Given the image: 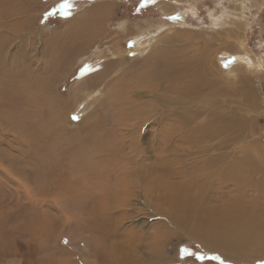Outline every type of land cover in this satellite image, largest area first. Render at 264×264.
<instances>
[{
  "label": "rangeland",
  "instance_id": "obj_1",
  "mask_svg": "<svg viewBox=\"0 0 264 264\" xmlns=\"http://www.w3.org/2000/svg\"><path fill=\"white\" fill-rule=\"evenodd\" d=\"M15 1L0 0V264H99L92 247L96 234L83 230L79 236L76 222L83 216L91 225L95 210H109L103 202L113 191L95 200L92 182L85 183L83 190L88 193L83 205L90 206L74 208L70 203L75 192L67 188L58 192L66 187L68 171L48 166L56 157L67 163L73 152L87 149L88 137H105V130L122 132L121 157L140 163L141 173L134 177L136 194L111 209L125 217L119 229L126 234L123 243L129 245L133 258L153 264L159 248L171 264H249L223 259L205 249L189 228L171 223L164 212L173 206L179 210L183 198L185 205L230 203L228 188L219 184L213 185L219 192L208 191L205 201L196 199L200 191L206 193L207 186L197 188L198 179L192 178L191 170H198L209 158L219 160L221 167H213L217 173H225L239 161L245 166L253 161L248 168L256 172V178L246 182L248 188L240 195L247 199L251 192L255 203L264 204V0ZM143 2L147 3L144 9ZM51 9L56 10L57 19L48 23L44 15ZM92 13L111 15L104 20L99 39L81 47L75 34ZM157 61H170L174 66L160 68L165 78L156 80L155 92L129 90L124 98H131L136 109L140 104L146 108L142 114L137 111L129 127L116 126L109 98L114 85L156 70ZM205 77L217 82L211 90L200 86L198 78ZM194 83L200 84L195 86L199 89L193 90ZM192 87L194 96L187 92ZM25 90L44 100L29 105L21 97ZM31 106L36 108L35 115H31ZM94 122L106 124L96 128ZM44 125L54 136L49 140L48 132H35ZM170 127L175 134L165 131ZM29 132H35L36 140H28ZM36 155L42 156V162L34 161ZM150 166L163 168L155 174L147 171ZM204 173L198 172L199 179ZM147 178L148 182L159 181L160 190L145 184ZM55 192L59 198L53 196ZM26 194H31L34 205ZM218 195L226 196L218 199ZM249 200L243 203H254ZM21 230L26 233L23 237ZM166 230L170 234L164 239L160 234ZM155 239L161 241L157 247ZM253 264H264V260Z\"/></svg>",
  "mask_w": 264,
  "mask_h": 264
},
{
  "label": "bare ground",
  "instance_id": "obj_2",
  "mask_svg": "<svg viewBox=\"0 0 264 264\" xmlns=\"http://www.w3.org/2000/svg\"><path fill=\"white\" fill-rule=\"evenodd\" d=\"M110 7H111V5L108 4L106 9H108V11H109ZM109 15H111V14L105 13V14H102L100 16H96L94 13H92V14L85 17V20H84L85 22L83 21L81 29L79 28L81 32L78 31L79 34H77V33L75 34V38L77 40H80L79 42H77L79 44V46H81V47L82 46L83 47L89 46L90 44L96 42L97 38L99 39L100 35L103 33L100 30L102 29V25L105 22L104 20ZM79 25H80V23H79ZM75 26L78 27L77 25H75ZM77 50L79 51V47ZM80 50H81V48H80ZM82 51H84V50H82ZM166 57H168V56H166ZM169 59H170V57H169ZM170 60H172V59H170ZM119 62H121V60ZM156 63H157V65L155 67L156 70H154V71L151 70L150 72L142 73L139 76L136 75L137 77H134V79H129V78L126 79L125 78V80L120 81V83H117L114 85V89L112 90V92L109 95V98L113 101V103H112L113 106L110 107L112 110L110 112H112L111 114H112V123L113 124H115L116 126H121V125L125 126L130 120L136 119L135 115H136L137 111H138V114L143 113L142 111H143V109L146 108L145 106L143 107L140 104L139 106H137V109H136V105L134 103L132 104L133 100L131 98H130V101H129V99L126 100L124 97L128 96L129 90H131L133 88L148 89V90L152 91L151 93L156 91V88H157L156 83H155L156 80L157 79L160 80V77H161V79L165 78L164 75L161 73L160 68L163 69L164 65H165L167 67V69H169L170 66L173 65V64H171L170 61H168L167 63L165 62V64L162 62H158V61L155 62V64ZM172 63H174V61H172ZM145 64H146V62H145ZM149 66H150V63H149ZM199 67H201V65ZM175 69H177V68H175ZM168 71L169 70H167V72ZM207 71L205 70L204 72L206 73ZM171 73H173V71ZM166 74L168 75V73H166ZM208 74H209V72H208ZM170 75H172V74H170ZM209 77H212V76L209 75ZM195 78H197V77H195ZM199 78H198V81L200 80L199 83H201V85L199 83H197V84L194 83L195 85H192V86L195 87L196 85H200V86H202V88H205V89L210 88L209 90H211V87L213 86L212 84L215 83V82H213L214 79L212 81H209L210 78H206V77L201 78V79H199ZM96 79L99 80V78H97V76H96L95 80ZM102 80L104 81V78H102ZM176 80H178V78ZM167 81H169V80H167ZM101 84H102V81H101ZM94 86H95V84H94ZM160 86L162 88V85H160ZM41 87H42V85L39 86L38 88H41ZM184 87H186V86H184ZM193 87L191 89L188 88L189 91H187V92L189 94H190V91L192 92L193 90H196V88L199 89V87H195V89H193ZM42 88H44V87H42ZM159 89H160V87H159ZM172 89H170V90H172ZM42 90L40 89V94H43ZM44 90H45V88H44ZM184 90H186V88ZM217 90H219V89H217ZM198 92H200V91L198 90ZM198 92H196V93H198ZM40 94H38V95L42 96ZM185 94H186V91H185ZM197 95H199V93ZM200 95H201V92H200ZM190 96H194V95L190 94ZM21 97H22V99H26L25 102H28L29 105L35 104L37 102L39 103L40 101L44 100V98H41L39 100V98L36 96V94L33 91L31 92L29 90H25L22 93ZM163 97H165V96H163ZM161 99H162V97H161ZM191 99H192V97H191ZM193 99H195V98H193ZM206 99H208V98H206ZM173 100H175V99H173ZM205 102H208V101H205ZM138 103H140V102H138ZM142 104H143V101H142ZM156 105H157V103H156ZM51 106H52V104H51ZM152 106H153V104H152ZM152 106L150 105V107H152ZM140 107H141V109H140ZM107 108H109V107H107ZM153 108H154V106H153ZM31 109L33 112L31 115H35L36 108L31 106ZM152 110H154V109H152ZM141 117H143V116L141 115ZM174 120H176V119H174ZM132 123L130 122V124H132ZM182 123L184 124V122H182ZM105 124H106V122H104L102 124L101 123L96 124L94 122V124H92V126H94L96 128H101ZM127 125L129 127V124H127ZM184 126H185V124H184ZM234 126H236V125H234ZM250 126H252V125H250ZM241 128H243V127H241ZM248 129L250 130V128H248ZM33 130L34 129H32V131ZM105 131H106L105 132L106 134L108 133V135H105V137H103V135H97L95 137V139L92 138L93 140H91L92 136L88 137L89 142L86 144L88 146L87 149H86V147H84L83 149L80 148L78 150V152H73L75 154L69 155L67 157V160H68L67 163L63 164V162H61V160H64V159L63 158L60 159V158L56 157L48 167H49V169L55 170V171L57 170V168H59L60 170H67L68 171L67 174H69V175H67V176H70V177H67L68 182L66 184V187L61 186L62 189L59 190L58 192H62L65 188L75 192V195H74L71 203L69 202V197L66 200V202L68 204L70 203V205L73 206L74 208L82 207V206H86V207L90 206L89 204H88L89 206H87V204L83 205L84 201H87L84 199H86L85 196H86V193H88L87 191L85 192L83 190V186L85 185V183L92 182L91 187L97 193V197L95 198V200L98 199V196H101L103 194H108L105 192H108L111 190L113 191V193H111V195L108 194L107 197L105 196V198H104L105 201L103 202L104 205H108L109 210H105V211H102L101 209H99V211L93 210L94 213L91 214L92 216H90V217L95 218V220H92V222H90L91 225H87V222L85 221L86 218L83 216L81 218H79L76 222L77 223L76 225H78V229H79V232H78L79 236L80 235L82 236L83 230L90 232L91 235L96 234V238H94L92 240L93 245L91 243L90 244L93 247V251L96 255L97 262L99 264H143L142 262L136 260L137 258L132 257V253L129 252V249H127V248H129V245H126L125 243H123L124 239H122V237H123V234H125V233L123 231H121L119 229V227H120L121 223H123L125 221L124 215L119 213V212H117V213L111 212V209L117 208V206H119L120 203L127 202L131 197H133L136 194V192L134 190V188H135L134 186H136L134 177H135L136 172L141 173L140 172V165H138L140 163H138V160L133 161L131 158H129L127 156V154H124L125 156H127V157L123 156L124 159H123V157H121L122 153H123L122 150L124 148L123 142H122V145L120 144V141H121L120 137H122V132L121 133L118 132V135H117L115 133L116 132L115 131L114 132L115 135H114V134H112V132H107V130H105ZM165 131L167 133H172L173 127L172 128L170 127L168 130H165ZM35 132L36 133L37 132H43L45 135H46V132H48V134H47L48 136L47 135L45 136L46 138L54 137L53 135H51V132H49L47 130L45 125L41 126L40 131H35ZM35 132L27 135L28 140L32 139V138H34L36 140L37 137L34 135ZM128 133H130V132H128ZM109 134L112 136L109 137ZM173 134H175V133L173 132ZM177 134H178V132L176 133V135ZM39 137H41V136H39ZM49 138H48V140H49ZM55 140H56V138H55ZM181 140L183 142L184 139H181ZM35 144H37V142ZM180 144H182V146H183L185 143H180ZM188 144H190V143H188ZM169 145L171 146V144H169ZM163 152H165V151H163ZM97 155H99V156H97ZM251 156H252V154H249V156L247 155V159L250 160ZM69 157H72V159H70ZM40 158L42 159V156L39 157L36 155L34 157V161L39 160L42 162V160ZM179 159L181 160L182 157H180ZM245 161H247V160H245ZM252 162H249V163H252ZM248 164H247V166H245V163L243 164V162L240 163V161H239V164L236 163V164L232 165L230 167V170L228 169V171H224L225 173H217L216 170L213 169V167H214V165L221 167L219 160L209 158V159H207V161L204 162V164L202 166L198 167V170L196 168H195L196 170H193L196 172L195 174L191 170L192 175L191 174L190 175L192 176V178L197 177V179H198L197 180L198 183L196 185L197 188L198 187L200 188L201 186H205V185L207 186L206 193L205 194L203 192L201 193V191L199 190L200 196L196 197V199L199 201H203V200L205 201L206 200L205 195H207L208 191H210L211 194L214 193L216 190L219 192L221 189L218 190L217 188H213L214 184H219L223 188H228L227 189L228 192H226V193L228 194V196H230V199H229L230 203L227 202L228 204L226 203L227 204L226 206L212 205L209 203L204 204L203 202L201 204L198 201L192 202L191 205H187V204L185 205L186 200L183 198V202H182L183 205L179 207V210L176 206H173L172 208H170L171 213L167 211L168 209H165L167 212L164 210L165 211L164 213L168 214V217H170V219H172V221L170 220L171 223H174L175 225L183 226L185 228H189L191 235H193L194 238L195 237L198 238L200 244H202V246L205 249L216 251L219 255H221L223 257V259H226V260H231L234 262L246 261V262H249V264H253L258 260H260V261L264 260V204H263V206H261V205L255 203V202H257L256 197L254 195H252L251 192H248V193H250V195L247 194V196H249V198H247V199L248 200L251 199V201L254 202L255 204L253 203L251 205H249V204L246 205L243 203V201L246 202L247 199H244L246 196H244L242 198L240 194H241V192H244L247 190L248 186H247L246 182L248 180H253L254 179L253 177H255L254 175L256 173L252 169L248 168L249 167ZM141 165H143V164H141ZM150 165H152V164H150ZM142 167H144V165ZM160 168H163V167H161V166L151 167L150 166V168H148L147 171L149 170L150 173L156 174V173L160 172V170H161ZM137 170H139V171H137ZM142 172H144V171H142ZM198 172H200L201 174L203 172H205L204 173L205 175L202 176V179H199V175H201V174H198ZM59 176H61L60 178L62 179L63 176L62 175H59ZM143 176H141V177H143ZM138 177H140V174ZM148 179L149 178H147L146 180L143 179V180H145V184H148V186L151 185L152 187L157 185V187L155 189L157 191H159L160 190L159 187L161 188V186H160L161 183L157 180H154V182H151V181L148 182ZM143 180H142V182H143ZM57 181H59V180H57ZM60 181H63V180H60ZM64 183H66V182H64ZM69 183H71V184L69 185ZM187 184H188V182H187ZM225 185H226V187H225ZM190 186L195 187L193 184H191ZM252 186L255 187V183ZM258 186H259V184H258ZM260 186H261V184H260ZM86 189H88V188H86ZM261 191H262V189H261ZM56 193L57 192H55L54 193L55 195H53V196L58 197ZM90 193H91V191H90ZM226 193H224V194H226ZM243 194H245V193H243ZM30 196H31V194H26V198L30 200L32 205H34V202ZM211 196H212V198H214L213 195H211ZM225 196L226 195H224V196L218 195V196H216V198H218V199L224 198ZM258 196L260 197V195H258ZM101 197H103V196H101ZM207 199H209V198H207ZM30 219H32V218H30ZM90 220H91V218H90ZM68 221H67V223H69ZM90 226H92V227H90ZM23 231L24 230H21L19 233L21 237L26 235V233L23 234ZM168 232L170 234L169 230L161 232L160 236H162L165 239L167 237ZM111 240H112V243H111ZM156 242H157V244H154V246H156V247H157V245L161 244L160 240H156ZM29 251H31V250H28V252ZM155 253H156L155 254L156 257L154 256L155 260L152 261L153 264H162V263L171 264V262L168 261L166 258H164V256H161V254L163 255V252L159 248L157 250H155ZM28 254L30 257L32 256V253L30 254V252H29ZM151 258L153 259V257H151Z\"/></svg>",
  "mask_w": 264,
  "mask_h": 264
},
{
  "label": "trees",
  "instance_id": "obj_3",
  "mask_svg": "<svg viewBox=\"0 0 264 264\" xmlns=\"http://www.w3.org/2000/svg\"><path fill=\"white\" fill-rule=\"evenodd\" d=\"M146 4L147 3L145 2L142 5V9H144L143 7H146ZM54 11L56 12V10L51 9V10H48L47 12H45L44 19H45L46 22L49 23V20L55 21L57 19L56 14L54 13Z\"/></svg>",
  "mask_w": 264,
  "mask_h": 264
},
{
  "label": "crops",
  "instance_id": "obj_4",
  "mask_svg": "<svg viewBox=\"0 0 264 264\" xmlns=\"http://www.w3.org/2000/svg\"><path fill=\"white\" fill-rule=\"evenodd\" d=\"M13 2H16V1H15V0H8V3H9V4H10V3H13ZM2 8H3L4 11H6V9H7L6 4H5V6H4V4H2Z\"/></svg>",
  "mask_w": 264,
  "mask_h": 264
},
{
  "label": "snow or ice",
  "instance_id": "obj_5",
  "mask_svg": "<svg viewBox=\"0 0 264 264\" xmlns=\"http://www.w3.org/2000/svg\"><path fill=\"white\" fill-rule=\"evenodd\" d=\"M185 252H187V250H185ZM217 259H219V258L217 257Z\"/></svg>",
  "mask_w": 264,
  "mask_h": 264
}]
</instances>
